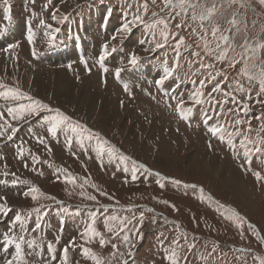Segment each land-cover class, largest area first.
<instances>
[{"label":"rangeland","instance_id":"obj_1","mask_svg":"<svg viewBox=\"0 0 264 264\" xmlns=\"http://www.w3.org/2000/svg\"><path fill=\"white\" fill-rule=\"evenodd\" d=\"M94 1L98 0H51L50 3L49 0H25L29 4V9H34L35 15L39 18V24L33 31L34 45L24 42L25 47L18 48V46L7 52L4 49L10 42L0 45V82L10 87L18 86L22 91L43 101L52 109L59 108L71 117L73 123L85 125L93 134L99 133L100 137L108 142L106 147L116 149L111 158L107 152L103 157H98L95 151L97 141L96 139L88 141L86 139L88 133H83L85 136L83 147L80 145V137L70 131L61 130L53 137L43 121L44 116L54 114L47 110L38 117H29L23 122H15L20 129L15 135L18 138L30 127L28 128L30 137L27 132L24 138H28L30 142L21 146L26 160L20 153L17 155L13 153L12 149L17 146L15 144L11 148L1 149L0 156L3 159L6 155H13L15 158H12L14 160L11 161L12 164L0 159V167L8 173L7 178L15 176L30 183L31 186L25 192L36 186L44 195L33 200L30 196L25 197L23 191H19V194L14 196L12 191L0 190V196L7 197L11 208L17 206L22 208L23 213L46 210L47 213L63 215L67 211L76 212L72 217L75 225L66 226L62 232L52 230V235L48 236L49 234L47 235L44 229L39 227L35 230L19 231V235L25 237L36 232L42 233V241H47L52 236L56 237L54 247L57 260L53 261V264H59V259L62 258L61 244L64 242L65 245H69L73 238H75V245L69 246V264H95L93 260L83 256L82 248L84 247L92 249L105 261V264H121V253L124 254L123 258L128 261V264H171L167 257L173 252L176 253L178 264H260L258 257L264 258V240L260 238L264 237V179H257L255 173L259 172L264 177V153H256L253 144L245 142L244 137L248 136L250 140H256L257 132L264 123V120L260 119L261 114L264 113V103L257 101L258 99L264 101V95L257 98L258 83L255 82L251 92L252 99H248L244 92L237 91L236 80L238 79L245 88L249 86L247 78L237 74L241 65H237L235 69H229L227 61L221 63L206 56L200 38L205 35L206 29L207 39L214 48L215 42L211 35L213 26L218 25L221 31L228 29L231 27L229 21L235 14L240 21V31L237 33L236 28L232 27L231 31L225 34L234 37L232 44L237 52L242 50L240 45L245 39L251 44L264 41V5L260 3V0H240L244 7H240L239 4L229 7L226 0H200V3L206 7L216 4L219 11L211 20L205 21L204 27L201 28L199 21L191 20V10H189L188 17L184 19L185 26L176 29L181 16H176L175 19L171 17L175 16V12H179V9L175 12L171 11L165 6V0H155V3L147 0V12L141 8L138 13L143 23L136 21L132 25V33L117 35L113 40L111 37L119 29L120 22L131 21L133 15L137 14V4L143 5L145 0H99L98 3L101 2L102 6L89 9L92 5L90 2ZM11 2L12 0H7L6 4L0 3V8H4ZM46 3L53 6L50 16L52 17L55 12L57 20H46L52 26L51 35L40 39L38 38L39 31H42L40 21L44 18L42 12L51 8ZM222 4L223 7H220ZM104 5L111 6L112 10L109 11ZM87 9L93 15L84 13ZM153 13L157 15L154 16ZM75 15L76 17L73 18ZM65 16L67 19L64 18ZM158 18L169 20L171 33L168 44L160 49L155 48L156 42H162L159 29L156 30L154 41L145 27ZM92 22L114 28L112 34L101 40L102 47L108 43L109 48L115 47L117 50L120 42L124 40L123 43L129 53L119 65H111L106 68L107 72L104 69L97 70L93 66L72 70L57 67L54 70V67L48 64L34 61L30 46L32 48L34 46L36 51H39L47 43L49 45L52 42L50 37L54 36L56 29L88 31V26ZM9 25L14 24L0 18V40L5 36L4 28ZM46 30H48L47 27ZM177 31L185 38L186 44L190 45L187 49L183 47L180 49L179 66H177V53L174 51V44L179 37L173 39ZM141 41L144 42L141 43ZM198 44L200 47H197ZM146 48L150 50L145 51ZM194 51L201 53L200 58L192 55ZM133 52L142 60L136 67L128 65L129 55ZM113 54L110 52L107 57ZM259 55L264 59V50H261ZM200 60L214 63L215 68H201ZM121 63L123 64L120 65ZM18 64H21V69L25 68L31 74L64 70L75 85L80 84L86 90L99 95V98L105 101L102 107L104 106L109 113L114 114L115 119L108 123L102 120L98 113H95L96 116L92 114L93 116L86 117V114H82L78 109L80 108L79 100L63 108L57 106L58 103L55 100H47L34 94L30 86L23 88L18 79L9 78L7 70L1 68L9 66L16 69ZM140 66L158 69L162 76L165 74L166 66L175 71L163 85L153 82L152 85L128 87L127 91L117 85L116 68L123 67L127 73ZM89 69H91L90 72ZM221 70L227 72V79L217 76L222 85V91L212 93L221 103L219 105L210 102L194 104L191 96L200 87V79L209 73L215 74ZM111 78L113 80L110 82ZM192 81L196 83L193 84ZM212 83L206 84L202 90L205 101L211 91ZM159 88L173 95L171 103L157 102L155 99L157 95L170 97L169 94L159 91ZM225 93H232L236 97V102H233L232 97ZM181 99L185 101V107L192 109L191 112L197 109L202 115L204 121L199 123L198 127L191 125L187 128L188 118H182L176 109V103ZM1 102L5 103L0 100V106H2ZM28 102L21 101V103ZM244 104L249 105L250 111L243 110ZM0 111L6 113V107L0 108ZM236 119L250 122L252 132L247 131V123L242 126L236 125L234 123ZM213 127L226 130L223 140L219 133L213 135L209 131ZM229 135L235 144V149L227 142ZM260 135L264 136V132ZM37 137H43L45 143H39ZM166 141L170 146L168 148H164L165 144L167 145L164 143ZM242 142L246 143L247 148L251 150L250 166L246 163L247 158L244 156L245 148L242 147ZM162 143L164 147L161 146ZM180 148L181 150L185 148L194 156L206 155L223 161L247 179H251L256 187L255 192L253 191L252 195L245 194L246 196L243 193L229 192L223 189L216 178L213 179L208 174L202 175L188 171L189 161L186 162L184 158L179 161L176 159V156L182 154L181 151H176ZM6 149H9L8 152ZM26 157L32 165L28 166ZM43 165L46 166L45 170L42 168ZM141 165L143 167H140ZM133 168L136 169L137 179L135 180L132 179ZM57 169L60 171L57 172ZM26 170L30 172H24ZM65 176L74 177L75 183H66ZM201 189H203L202 192ZM13 196L14 199H12ZM88 196H95L96 199L90 200ZM163 201L169 203L166 204ZM229 209L238 213L242 219L232 216ZM141 213L144 215L142 224L139 222ZM92 214L96 215L93 227L104 237V245L100 244V236L88 242L81 237L86 227L92 224L90 218ZM108 216L127 217L129 222H126L121 230L118 221H109L112 226L110 232L108 225L105 224V218ZM230 216L232 218H229ZM13 220L15 222V217ZM45 223L53 224L55 221L47 219ZM250 224L254 227H249ZM125 235L130 237L129 242L123 240ZM57 237H59L58 241ZM113 244L117 247L113 248ZM10 245H13L11 253L1 257L0 264L15 254V245ZM23 250L27 264H47L51 257V253L41 244L36 245L33 252H29L26 246H23ZM129 250L132 252L131 256L128 255ZM113 252L117 253L115 259L112 258Z\"/></svg>","mask_w":264,"mask_h":264},{"label":"snow or ice","instance_id":"obj_2","mask_svg":"<svg viewBox=\"0 0 264 264\" xmlns=\"http://www.w3.org/2000/svg\"><path fill=\"white\" fill-rule=\"evenodd\" d=\"M51 0H49V3ZM153 3H155V0H152ZM0 3H7V0H0ZM226 3L229 7L235 4H239L240 7H244L243 3H240V0H226ZM260 3L264 5V0H260ZM165 6L169 7L171 11L175 12L176 9H179V12H175V16H172L171 19H175L176 16H181V21L176 24V29H180L184 25V19L188 17L189 10H191L190 18L193 21H199L201 28L204 27V22L209 21L212 19V17L219 11V8L216 4H213L211 7H206L205 5L200 3V0H175V3H173V0H165ZM223 7V4L220 6ZM143 8L144 12H147L148 10V3L147 0L143 3V5L137 4V14L133 15V19L131 21H125L121 27L117 30V32L111 37V39L115 40L117 35H124V34H130L133 31L132 25L135 24L136 21H140L143 23V20L141 19V16L138 14L140 9ZM197 9H201V11H197ZM57 11H59L57 9ZM153 15H157L156 13H153ZM52 20H57V15L55 12L52 14ZM67 19V17H64ZM41 25L46 26L47 28H51L52 26L45 25V22L43 20L40 21ZM239 23L240 21L236 18V15L234 14L232 19L229 21V27L228 29H225L224 31H221L220 27L218 25H214L212 28L211 35L213 37V40L215 42V47L213 48L207 39V30L205 29V35L201 36V41L203 43V51L206 56L211 57L214 61L224 63L227 61V67L229 69H235L237 65H241V67L238 69V76L247 78L248 81V87L245 88V86L240 82V80H236L237 85V91L244 92L248 99H252L251 92L252 88L255 83H258V91L256 93L257 98H259L261 95H264V59H262L259 55L261 50H264V41H257L254 44H251L247 41V39L244 40V43L240 45V48L242 49L240 52L236 51V48L232 44V40L234 37H230L229 35H226L225 32H230L232 27L236 28L237 33L240 31L239 29ZM145 27L148 29L150 35L152 36V39L155 41L156 39V30L159 29V35L162 38V42H156L155 48L160 49L165 47L168 44L170 31H169V20L165 18H158L153 20L151 23L145 25ZM6 31V29H5ZM58 31V29H56ZM179 37L176 39V42L174 44V51L177 53V66H179V56H180V49L183 47L185 49L189 48L190 45L186 44L185 38L179 34L177 31L175 33V36H173V39L176 37ZM27 40L29 44L34 45V33L31 31V29L28 32ZM144 41H141L143 43ZM18 44H9L4 51H9L11 49L17 48ZM197 47H200L198 44ZM150 49H145V51H149ZM116 48L112 47L109 48V44L105 43L103 45V51L101 55L99 56V63L101 66H103L105 58L110 54V52H115ZM32 55H37L36 49L33 46L32 48ZM192 55L194 57L200 58L201 53L199 51L192 52ZM140 57L135 54V52L130 53L129 59H128V65L131 67H135L138 65L140 61ZM85 66L87 67V61H83ZM200 66L201 68L205 69H212L215 68V64L212 62H204L203 60H200ZM70 67V66H69ZM91 69H89V72ZM105 72H107V69H104ZM125 71V68L118 67L115 70V76L117 78L120 77L121 72ZM175 69L165 67V74L160 79L156 81L157 85H163L165 81L173 76ZM217 76H223L224 79H227V72L225 71H217L215 74L209 73L204 78L200 79L199 85L200 87L196 90V92L191 96V101L194 104H201L204 102H210L215 103L219 105L221 102L216 100L215 97L212 95L214 92H221L222 91V85L220 81L217 79ZM215 81V83H212ZM193 84L196 83V81H192ZM212 83L211 91L208 94L207 101L204 99V92L202 91L206 84ZM125 90H128V86L125 85ZM225 95L231 96L232 101L236 102V97L232 95V93H225ZM0 100H3L5 102L6 106V113L4 111H0V137H5L8 140H12L13 137L17 134V132L20 130L17 124H14L13 122H23L29 117H38L41 115V113L44 110H47L50 113H54L53 115H48L43 117L44 124L47 126V130L51 133L53 137H55L59 131H70L71 133H75L80 137V145L81 147L84 146L85 143V136L83 133H88L86 139L88 141H91L93 139H96L97 143L95 145V151L98 157H103L105 152H107L109 158H111L115 152L116 149L114 147H106L108 142L106 140H103L100 137L99 133H91L89 129L83 124L79 123H73L71 120V117L63 113L59 108L52 109L48 104L44 103L41 100L35 99L32 96H30L27 92L22 91L18 86L17 87H10L7 84H4L3 82H0ZM27 100L28 103H21V101ZM259 103H264V101H261L258 99ZM171 106V105H170ZM176 109L179 111L182 118L187 119L188 113L191 112V108L185 107V101L184 100H178L176 103ZM243 110L245 112L250 111V107L248 104H244ZM261 120H264V113L260 116ZM236 125H244L248 124L247 131L249 133L252 132V127L250 122H247L242 119H236L234 121ZM209 131L213 135L220 134V138L223 140L225 138V129H222L220 127H213L210 128ZM261 132H264V123H262L261 128L259 132H257L256 140H250L248 136L244 137L245 142L251 143L254 146V151L256 153H264V136L260 135ZM37 140L39 143L43 144L45 143V139L43 137H37ZM228 144L235 149V144L233 140L231 139V136L229 135L228 138ZM242 147L245 148L244 156L247 158L246 163L250 166L252 163L251 159V150H249L246 146V143L242 142ZM23 149L20 151V155L23 156ZM123 159H127V157H122ZM0 159H3L2 156H0ZM34 160H37L36 157H33ZM135 164V162H133ZM27 166V165H25ZM140 167H143L141 165ZM5 176L8 175L7 172L4 173ZM13 175H15L13 173ZM159 175V174H157ZM257 179H264V177L261 176L259 172L255 173ZM132 179H137L136 176V169L133 168L132 171ZM65 182L66 183H75L74 177L65 176ZM176 183H180V181H176ZM83 187V185H81ZM95 187V185H93ZM163 187V185H161ZM203 189H201V192ZM105 194L106 193H102ZM44 193L41 192L39 187L33 186L30 188L29 191L24 193L25 197L30 196L33 200H37L40 196H43ZM49 199H54L53 197H46ZM90 200H95V196H88L87 197ZM163 203H169L168 201H163ZM172 207H175V205H172ZM39 211V210H37ZM67 211V209H65ZM151 211V209L149 210ZM12 212V208L8 205L7 197L0 196V214H8ZM229 212L232 213V216L236 217L237 219H242L239 217L238 213H235L233 210L229 209ZM230 216L229 218H232ZM92 224L88 225L83 233H81L82 239H84L86 242L92 240L96 236H100V244H105L104 237L93 227V225L96 222V215L92 214L90 217ZM25 220V217H22L21 215L15 216V221L23 223ZM144 220V215L141 213L139 217V222L142 224ZM109 221H118L121 225V230H123V226L128 221L127 217H118V216H108L105 218V224L108 225V230L112 231V226L109 224ZM15 225H10V229L14 228ZM37 228L40 227L39 224L36 225ZM249 227H254L253 225H249ZM7 235V234H6ZM259 235V233H257ZM261 240H264V237H260ZM59 240V237H57V241ZM123 240L125 242L130 241V237L128 235H125L123 237ZM19 241L17 242V237L15 236H7V244H14L15 245V254L11 256V258L5 259L3 261V264H27V260L25 258V253L23 248L21 247V244L24 242V237H19ZM28 246L30 248L36 246V240L32 239L27 242ZM75 245V238H73L69 245H65L62 249L63 255L62 258L59 259V264H69V246ZM113 248H116L117 246L115 244L112 245ZM47 250L51 253V257L48 260L47 264H53V261L57 260V257L55 255L56 249L54 245L49 242L47 245ZM7 251V249H5ZM243 251V250H241ZM82 254L84 257L91 259L95 262V264H105V261L98 257L90 248L84 247L82 248ZM117 253H112V258H116ZM123 253L120 254V260L121 264H128V261L123 258ZM128 255L131 256L132 252L129 250ZM171 261V264H178V260L176 259V253L173 252L170 256L167 257ZM260 264H264V258H259Z\"/></svg>","mask_w":264,"mask_h":264},{"label":"bare ground","instance_id":"obj_3","mask_svg":"<svg viewBox=\"0 0 264 264\" xmlns=\"http://www.w3.org/2000/svg\"><path fill=\"white\" fill-rule=\"evenodd\" d=\"M28 43L29 42L27 41V44ZM18 45L19 46L23 45V47H25L24 42ZM29 49L32 53V46H30ZM48 65L54 67V70L55 68H57V66L55 65H51V64H48ZM1 68L7 70L9 74V78L18 79L20 81V84H22L23 88L25 87L27 88L28 86H30L31 89L34 91V94H37L47 100L49 99L55 100L58 103L56 104L57 106L59 105L60 107L65 108V107L70 106L73 102H76V100H79L80 108L78 109L80 110L82 114H86V117H89L92 114L95 115V113H98L100 118L108 123L112 122L115 119L114 114L109 113L104 106L102 107V103H105V101H103V99H100L99 95H96L86 90L80 84L75 85L73 82H71V80L69 79L67 74L64 72V70L63 71H53L54 73L50 71L49 72L43 71L41 74H31L28 70H25V68L21 69V64H18L16 66V69H14L13 67H9V66L8 68H4L3 66ZM75 104L77 105V103ZM14 124L16 123L14 122ZM164 143H167V145L165 144V147H164L162 143L161 145L162 147L164 148L170 147L167 141ZM13 149H15V146ZM8 150L9 149H6L7 152ZM172 150L175 151L176 149H172ZM176 151H181L182 153L181 155L176 156V159L178 161L181 160L182 158H184L186 162L187 160L189 161V164H187L188 171L196 172L202 175L208 174L209 176L213 177V179L216 178L221 183L224 190H227L229 192L231 191L233 193L235 192L236 194L243 193L244 195L245 194L252 195L253 191L255 192L256 187L254 186L251 179H247V177L243 176L240 172H238L236 169L229 166L228 164L224 163L223 161L217 158L206 156V155L205 156H194L192 153H190V151L186 150L185 148H183L182 150L180 148V150H176ZM13 157L15 158V156L13 155H6L3 161L4 162L14 161L12 159ZM26 158L28 161V157ZM158 158H160V156ZM28 162H29L28 166L32 165L30 161ZM12 163L13 162H11V164ZM22 168L25 169V167H22ZM27 171L28 170L24 172H27ZM12 192H14V196L19 194V192H17L16 190ZM14 196L12 199H14ZM243 198L245 197L243 196ZM10 253L11 252H9V254Z\"/></svg>","mask_w":264,"mask_h":264}]
</instances>
